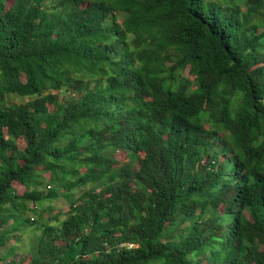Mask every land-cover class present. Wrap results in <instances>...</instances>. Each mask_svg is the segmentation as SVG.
I'll list each match as a JSON object with an SVG mask.
<instances>
[{"label": "trees", "instance_id": "trees-1", "mask_svg": "<svg viewBox=\"0 0 264 264\" xmlns=\"http://www.w3.org/2000/svg\"><path fill=\"white\" fill-rule=\"evenodd\" d=\"M61 194L29 264H264V0H0V249Z\"/></svg>", "mask_w": 264, "mask_h": 264}, {"label": "rangeland", "instance_id": "rangeland-1", "mask_svg": "<svg viewBox=\"0 0 264 264\" xmlns=\"http://www.w3.org/2000/svg\"><path fill=\"white\" fill-rule=\"evenodd\" d=\"M10 1H7V4H10ZM24 98L17 95H8L7 101L8 102H14L19 103L23 101ZM116 158L120 160V163L125 162L126 156L124 152L118 151L116 153ZM89 186H85L84 189H87ZM18 191L21 192L23 190V186L17 184ZM79 192V191H78ZM77 192V193H78ZM48 204L52 206V209L47 208ZM38 207L36 208V211H27L26 215L31 220H38L37 223H29V225H26V227L22 226L20 230L16 231V236L13 237L7 245L2 247L0 249V256L3 254H6L9 250V246H15V251L13 254L9 255L7 258V261L14 259L16 262L15 264H29L30 258L28 256L31 244L33 243L35 234H38L40 232L39 230H35L36 227H38L41 224L40 219H44L46 216L49 215H58V218L61 220L65 218L69 211L70 204L69 200L65 197V195H59L58 198L50 200L46 203H44L43 207L39 204H37ZM28 206L30 208L33 207L32 201H28ZM46 209H42V208ZM54 223L57 221H53Z\"/></svg>", "mask_w": 264, "mask_h": 264}, {"label": "built area", "instance_id": "built-area-1", "mask_svg": "<svg viewBox=\"0 0 264 264\" xmlns=\"http://www.w3.org/2000/svg\"><path fill=\"white\" fill-rule=\"evenodd\" d=\"M120 246L132 248V247H136L137 244L136 243H132V242H124V243H121Z\"/></svg>", "mask_w": 264, "mask_h": 264}]
</instances>
